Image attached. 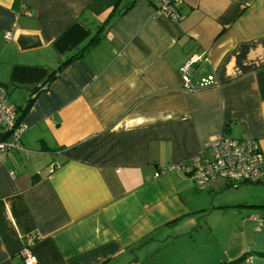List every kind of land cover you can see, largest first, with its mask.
Here are the masks:
<instances>
[{"label": "crops", "instance_id": "0c3cea01", "mask_svg": "<svg viewBox=\"0 0 264 264\" xmlns=\"http://www.w3.org/2000/svg\"><path fill=\"white\" fill-rule=\"evenodd\" d=\"M178 13L0 0L8 102L23 108L54 75L23 113L22 148L0 150V264H25L26 246L35 264H264L249 219L264 214V175L199 190L165 168L208 163L220 133L264 154V0H182Z\"/></svg>", "mask_w": 264, "mask_h": 264}, {"label": "built area", "instance_id": "2783aa9c", "mask_svg": "<svg viewBox=\"0 0 264 264\" xmlns=\"http://www.w3.org/2000/svg\"><path fill=\"white\" fill-rule=\"evenodd\" d=\"M181 3L182 0H153V13L178 20V7ZM6 36L9 37L8 34ZM192 62L193 58H190L179 67L183 85L188 90H192L189 76ZM45 87L46 85H43L41 89ZM16 117L17 108L8 102L7 89L0 85V126L11 138L10 141L0 140V150L22 148L21 137L26 130V125L23 122H17ZM208 147L212 151V158L206 164H201L199 157L195 156L190 165H168L165 168L190 174L199 190L207 188L211 182L218 179L227 182L231 187H237L240 184L256 183L264 175V154L254 139H235L220 133L209 141ZM249 219L256 222L254 228L256 231L264 229V214L251 215ZM20 255L25 264H35L37 261L27 246L22 249Z\"/></svg>", "mask_w": 264, "mask_h": 264}, {"label": "trees", "instance_id": "16d2710c", "mask_svg": "<svg viewBox=\"0 0 264 264\" xmlns=\"http://www.w3.org/2000/svg\"><path fill=\"white\" fill-rule=\"evenodd\" d=\"M98 39V35L93 37L90 42L88 44H86L83 48L79 49L78 52H75L73 55H71L69 58H67L64 62L61 63L60 67L58 68V70L56 72H58L63 65H65L68 61H70L72 58H75V57H78L79 55H81L85 50H87L90 46H92ZM54 75H50L48 80H46L44 82V84H42L41 86L43 85H46L50 79L53 78ZM41 86H38L36 88H33L32 89V93H31V96L30 98L28 99V101L25 103L24 107L23 108H17V122H22V116H23V113L25 112V110L27 109V107L31 104L32 100H33V97L41 91ZM236 261H232V262H227V263H223V264H235Z\"/></svg>", "mask_w": 264, "mask_h": 264}]
</instances>
